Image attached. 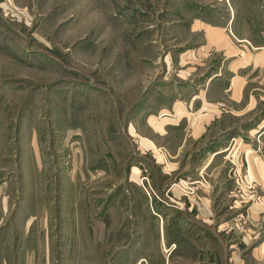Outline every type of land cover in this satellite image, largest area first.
Returning <instances> with one entry per match:
<instances>
[{
    "label": "rangeland",
    "instance_id": "rangeland-1",
    "mask_svg": "<svg viewBox=\"0 0 264 264\" xmlns=\"http://www.w3.org/2000/svg\"><path fill=\"white\" fill-rule=\"evenodd\" d=\"M201 21L264 62V0H0V264H264V182L247 160L264 159V103L181 148L173 129L166 164L130 129L225 71L222 50L197 51ZM250 78L264 87V66ZM211 142L225 148L199 171L193 150ZM218 186L231 193L214 219L185 234L189 202ZM227 219L233 234L216 230Z\"/></svg>",
    "mask_w": 264,
    "mask_h": 264
},
{
    "label": "crops",
    "instance_id": "crops-1",
    "mask_svg": "<svg viewBox=\"0 0 264 264\" xmlns=\"http://www.w3.org/2000/svg\"><path fill=\"white\" fill-rule=\"evenodd\" d=\"M232 21L233 19L230 18L228 21V26H231ZM200 23V28H203V30L205 31L204 37L206 44H202L201 46H199L197 51H199L200 54L209 55L211 53V50H222L221 53L225 55V58L227 57L226 59H229V61L225 66V71H223L224 69L222 66H219L218 69L211 74L210 78H206L204 79V81L201 80L200 83L197 82L198 84H196V87L198 88V86H203L202 88H196V90H194V93L191 94L189 97L182 94V97H184V99L179 102H185L187 104L186 106L177 105L173 106L170 110L161 108L158 111L157 115L150 114L147 117V126H149L148 131L150 130L148 133L154 134V137L148 136L147 132L139 134L134 128V123L130 125V129L134 132L136 136L135 138L136 143L138 144V148H150L152 156L155 159L160 157L163 158V160L165 161L166 156H168V158H171L172 156V158H175L178 155V151L180 150V148L184 146V143L189 144V141L192 139L196 141L203 140L202 138L204 134L209 131L211 127H215V125L220 122L224 117L230 116L237 119V117L250 113L254 109H257L260 104L264 103V87H259L257 85L251 86V84L249 83L251 82L250 77L252 76V74L259 70L262 66H264V62L261 63L259 61L260 54L255 60L252 59L249 62H244L243 59H240L238 57V53L236 52L234 43L231 37L227 34V32H225L226 34H222V32L217 30V28L223 29V27H220L218 25L207 24L203 21H201ZM231 29L230 33L235 39L240 40L245 37L244 35L235 32L236 30L234 31L233 29ZM215 34H220L221 36L219 44L218 35H216L215 37ZM223 40L226 41V43H224ZM236 62H238L239 64L237 65ZM184 83L186 85L187 81H184ZM163 110H166L167 112H163ZM162 115H165L163 117L166 120L161 119L151 122V120H153V117L154 119H159ZM263 116L264 112L260 115V117ZM263 125H261L260 127H262ZM247 127L248 126L244 128L243 126L242 130L246 132L252 130V128ZM176 128H179L181 134L179 144L180 148L178 147L177 151L172 152L174 153V155H171L170 151H168L164 146H162V141L163 139H167L171 131ZM225 130L226 132H228L229 129L225 128L221 131ZM221 131L218 130L216 133H219ZM222 133L223 132H221V134ZM259 133V137H263L264 128L260 129ZM231 135L232 134L228 135V137L226 135V138H223L224 140H222L225 141L227 148H225L224 145H212L211 142V145H202L200 149L193 150L199 152V154L201 153V156L205 155L206 153V157L204 158L205 160L202 163V166L199 168V171H205L212 164L214 157L220 152H222V150H224L223 148H225V150L227 151L233 145L236 144L235 141H232L236 138L232 137ZM230 137H232L233 139L231 140ZM254 149L255 148H252L253 151H250L254 154H249L247 160L252 176L256 178L259 183H261L264 182V159L262 157L263 154L260 149V153L259 151L257 152V150ZM176 162L177 161L173 163L176 164ZM161 163L166 164L167 162L165 161ZM171 170L172 169H170V171ZM195 170L198 169L196 168ZM220 188L221 187L218 186L215 191H200L199 194L197 193L196 197L192 199L191 202H189L187 206L188 209L191 210V212L188 209V211L184 212L188 223L186 222L185 227H182L185 234L186 232H191L194 230L197 231L202 230L203 228H207L208 224L212 221V219H214V197L219 196L220 198H223L226 195L229 196L231 193L230 190H221ZM170 190L171 192H174L172 191L174 189H169L168 191L170 192ZM174 203V206L179 207L178 204L180 203H177V200H175ZM217 225L218 226L216 227V230H223L225 232L231 233L234 223L232 220L227 219L223 223L221 221L217 222ZM233 233L234 231L232 232V234ZM241 240L244 239L239 238L238 240H235L231 244V246L241 244L243 242ZM238 258L239 252L233 249L229 254L228 260L235 262Z\"/></svg>",
    "mask_w": 264,
    "mask_h": 264
},
{
    "label": "built area",
    "instance_id": "built-area-1",
    "mask_svg": "<svg viewBox=\"0 0 264 264\" xmlns=\"http://www.w3.org/2000/svg\"><path fill=\"white\" fill-rule=\"evenodd\" d=\"M190 190H192V189L190 188Z\"/></svg>",
    "mask_w": 264,
    "mask_h": 264
},
{
    "label": "bare ground",
    "instance_id": "bare-ground-1",
    "mask_svg": "<svg viewBox=\"0 0 264 264\" xmlns=\"http://www.w3.org/2000/svg\"><path fill=\"white\" fill-rule=\"evenodd\" d=\"M213 77V76H212Z\"/></svg>",
    "mask_w": 264,
    "mask_h": 264
}]
</instances>
